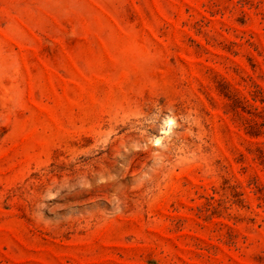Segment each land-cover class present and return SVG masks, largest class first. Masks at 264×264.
<instances>
[{
	"label": "rangeland",
	"instance_id": "rangeland-1",
	"mask_svg": "<svg viewBox=\"0 0 264 264\" xmlns=\"http://www.w3.org/2000/svg\"><path fill=\"white\" fill-rule=\"evenodd\" d=\"M0 264H264V0H0Z\"/></svg>",
	"mask_w": 264,
	"mask_h": 264
}]
</instances>
